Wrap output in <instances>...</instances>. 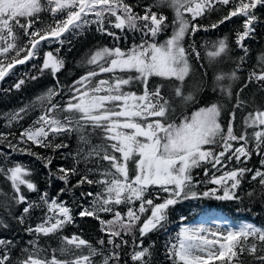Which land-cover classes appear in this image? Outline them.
Wrapping results in <instances>:
<instances>
[{
  "label": "snow or ice",
  "instance_id": "1",
  "mask_svg": "<svg viewBox=\"0 0 264 264\" xmlns=\"http://www.w3.org/2000/svg\"><path fill=\"white\" fill-rule=\"evenodd\" d=\"M161 5L174 12L171 35L163 41L158 37L169 28L168 18L153 10ZM223 9H227V14L210 26L198 23L199 18ZM260 9H264V0H155V4L143 6L142 14L127 0H0V82L15 76L18 65L38 60L42 42L61 46L55 53L43 52L42 64L32 63L38 75L25 73L9 89L0 90L19 91L28 80H37L46 70L56 80L55 86L30 103L3 116L9 131L0 132V145L11 152L3 154L0 175L10 182L13 194L11 204L0 203V207L13 215L11 205H24L20 215L13 216L20 224L34 209H46L40 223L25 229L33 239L21 250L24 256L18 257L16 264H120L121 250L128 244L123 239L125 235L133 236L129 254L132 264H151L153 245L143 246V238L162 229L167 231L169 212L177 204L203 199L240 201L241 185L249 175L250 181L264 190V110L245 116V130L237 135L235 112L245 106L239 93L225 129L221 120L223 104L200 107L177 122L171 118L175 109L171 99L163 95V86L151 87L153 77L174 80L178 82L175 96L184 105L193 103L194 94H185L183 85L193 71L192 60L200 61L201 52L194 43L186 46V37L242 17V31H236L235 40L244 52L239 68L248 53L244 41L255 33L260 19L256 13ZM42 13H48L51 21L45 23ZM92 25L116 41L121 35L113 29L125 36L127 32L140 33L139 43L134 38L131 47L96 48L81 65L86 69L84 74L69 85L61 84L57 76L65 66L59 55L61 48L71 43L70 37L82 35ZM203 47L209 64L230 51L228 37L210 46L206 42ZM258 61V68L249 72L244 88L251 83L264 87V55ZM102 76L106 78H99ZM237 79L236 70L215 77L221 93L229 100L231 82ZM224 80L229 83L224 85ZM134 84L143 87L142 93L132 90ZM36 109L40 115L19 136L11 131ZM247 128L258 129L251 134L252 140ZM72 134L77 135L78 144L84 145L78 147L74 159L77 164L83 162L86 171L60 167L54 173L50 169L52 157L41 155L33 146L56 153L68 148L61 138ZM93 137L100 142L93 143ZM58 139L61 142L57 143ZM234 142L239 146H234ZM12 152L40 160L49 169V177L56 176L65 185L71 176H79L73 187L97 185L99 191L81 193L92 199L79 216L97 219L107 242L101 237L96 247L76 234L62 236L59 248L52 249L49 258L48 249L39 244L40 238L56 235L73 223L72 210L57 197L49 198L47 192L39 195V203L29 201L22 186L28 192L39 189L26 166L19 162L7 166ZM253 153L261 157L259 168L247 167ZM226 161L240 166L228 169ZM103 162H107L106 167ZM89 163L94 166L87 167ZM201 168L204 176L197 180L193 173ZM202 184L204 190L200 189ZM65 191L61 188L57 196ZM254 194L248 192L247 196ZM121 206L127 210L122 212ZM101 213L111 214L112 218L104 219ZM185 219L180 217L179 230L165 242V257L170 264H244L241 257L245 255L252 257L255 264H264V227L249 222L232 225L214 216H207L198 224L183 223ZM0 227H8L2 218ZM137 230L139 242L135 237ZM14 246L13 241L0 239V264H12ZM95 257L101 260L97 262Z\"/></svg>",
  "mask_w": 264,
  "mask_h": 264
},
{
  "label": "trees",
  "instance_id": "2",
  "mask_svg": "<svg viewBox=\"0 0 264 264\" xmlns=\"http://www.w3.org/2000/svg\"><path fill=\"white\" fill-rule=\"evenodd\" d=\"M129 4H132L135 8V11L143 13V6L148 4H155V0H127ZM136 5H140L136 7ZM154 11L163 13L168 18L169 28L166 32L171 35V24L174 19V12L167 5H161L154 7ZM211 14V13H210ZM215 15H220V19L223 15L227 14V9L221 11H214ZM257 14V13H256ZM209 15V14H207ZM260 17L259 21L256 23L255 33L253 37L248 38L244 41L245 45L248 48L247 56L245 57V62L241 67L240 57L244 56V52L236 46V31H242V17H234L231 21H226L224 24L220 25L217 30L218 32L212 33H203L201 38L205 39L210 46L212 42L218 41L221 38L228 37V43L230 46V51L227 55L222 56L217 61L212 64L208 63V60L205 56L206 49L203 45H195L201 52V60L196 61L192 60L193 71L186 78L183 85V91L185 94L193 93L195 96V101L191 104L184 105L180 99L175 96V86L178 82L174 80H163L162 78L153 77L151 80V87L156 85H162V93L165 97L170 98L172 101V106L175 109V113L171 115V118L177 120L180 115L183 113L189 112L192 109L207 105L210 103H221L223 104L224 110L222 112L221 118L225 120L228 117L233 109V105L236 100V92L240 94V99L245 102V106L242 108L236 109L235 112V122L234 130L237 135L241 134L244 130V117L249 113H254L257 109L264 110V87H261L257 83H251L247 88H244L241 92L237 90L239 85H243L248 80L249 72L258 68L259 61L258 58L264 55V46L257 44V42L262 40L261 31L264 30V15H258ZM41 19L48 23L51 21V17L48 13H42ZM114 19V18H113ZM198 23L199 19H198ZM40 26V25H38ZM117 34L121 35L119 40L121 48L131 47L133 39L135 42L139 43L140 35L137 33H128L125 35L120 34L119 30L113 29ZM90 36V37H89ZM168 36L165 33H162L158 39L163 41ZM90 38H92L90 40ZM199 38V35L196 34L193 36L189 34L186 37V46L188 44H193L194 40ZM113 41H116L113 37L102 35L96 30L92 31L90 34L84 33L77 37L71 39V43L67 44L69 47H62L59 55L64 58L65 66L64 68L57 73L59 81L63 85L71 84L73 80L78 79L81 75L84 74L85 68L81 67L85 63L88 56L98 47L114 46ZM195 44V43H194ZM58 44L56 42L47 43L42 42V50L40 57L36 61L27 63L26 65H18L16 68V75L11 76L5 79V81L0 82V90L9 89L12 84L25 73H30L32 75H38V70L32 68V63L42 64L43 62V52L53 51ZM223 64L220 67L221 63ZM227 63V64H226ZM201 64L204 67H201ZM229 64V65H228ZM224 66V67H223ZM225 68V69H224ZM231 73L233 70H236L238 79L235 80L236 83L232 84V99L229 100L227 97L222 100L223 94L220 91V87L217 82H215L214 77L220 71ZM227 69V70H226ZM230 71V72H229ZM106 78V77H105ZM229 83L228 80H224V85ZM56 85V80L53 79L50 71H45L44 74L39 75L37 80H28L26 84L22 87L21 90L16 91L12 89L9 92L0 91V132L9 131L8 128L4 127L6 121L3 119L5 113L12 112L17 108L21 107L25 103H28L32 98L42 91L47 90L50 86ZM249 88V89H248ZM215 89V90H214ZM237 90V91H235ZM252 90V91H251ZM248 92V93H247ZM25 128L24 121H20L19 124H15L11 131L15 132L19 136L20 131ZM250 129L247 128L249 133V139L252 140ZM11 139V137H9ZM64 143H67L68 148L62 149L56 153H53L51 149L44 148H35L33 149L39 152L41 155L52 157V164L50 169L52 172H57L60 167L72 168L77 167L81 173L86 171L85 164L81 162L80 164L76 163L74 159L77 149H75L74 141L70 140V136H65L61 138ZM15 142V141H14ZM57 143L61 142L60 139L56 141ZM11 152V149L0 145V162H3V154ZM260 157L253 153L252 158L248 161L247 167L255 169L257 163L259 162ZM21 163L31 170L30 179L37 184L39 189L38 192H28L26 188L22 190L28 197L29 201H35L39 203V195L43 192H47L49 198L57 197L59 200L65 202L72 210L73 214V223L65 225V228L62 232L57 233L49 237H41L39 244L42 248H47V255H52V249H58L61 243L62 236H71L73 234L79 235L81 238L89 241L96 247H99L97 241L103 237L105 242H107V236L105 233L100 231V223L97 219L92 217H80L79 212L84 207L90 205L92 197H82L81 193L87 192H96L94 185L83 184L80 187H73L76 185L79 176H71L69 178L68 185H65L63 181L56 178V176L49 177V169L44 168L43 163L40 160L35 159L32 156L27 154H21L19 152H12L9 157L7 166H12L14 163ZM92 163H89L87 167H91ZM81 170H85L82 172ZM250 177V175H249ZM249 177L245 179L241 185V191L239 195L241 197L240 201H216L214 199H203L196 201H185L183 203L177 204L169 212V223L167 225V231L160 230L159 232L149 233L147 237L143 238V246L147 247L153 245L151 264H170L165 257V242L168 240L169 236H174L178 231L181 224L180 217L185 216L186 219L183 222H189L196 220L199 216L204 214L206 208H214L220 211L221 214L231 218L236 219H246L253 221L258 224L260 227H264V213L261 211V208H264V190L260 188L258 183L251 182ZM90 178H93L90 177ZM93 179H97L94 176ZM61 188H66V191L57 196ZM248 192H254V196L249 198L247 196ZM12 189L10 182L6 180L3 175H0V203H9L11 204ZM161 195H166L161 193ZM138 206V205H137ZM24 205L15 206L11 205V210L13 215H8V212L4 208L0 207V218H2L8 225L7 228L0 227V239L6 241H13L14 247L12 249V264H16L17 258H23L24 253L22 249L28 247V241L33 239V236L25 231L28 226H34L36 218L38 216V210L32 212L29 217H26L25 223L20 224L13 216H19L22 212ZM239 209L240 213H236V210ZM126 207L121 210L125 212ZM104 219H111V214H100ZM137 242H139L140 237L138 230L135 233ZM123 239L128 241V244L123 247L121 262L120 264H132L130 259V253L133 250V236L125 235ZM119 243V239H117ZM110 247V246H108ZM59 255V253H57ZM64 258V257H61ZM241 259L244 261V264H255L253 258L250 256H242ZM95 260L99 262L101 257H95Z\"/></svg>",
  "mask_w": 264,
  "mask_h": 264
},
{
  "label": "rangeland",
  "instance_id": "3",
  "mask_svg": "<svg viewBox=\"0 0 264 264\" xmlns=\"http://www.w3.org/2000/svg\"><path fill=\"white\" fill-rule=\"evenodd\" d=\"M220 63H221V62H220ZM222 65H223V64L221 63V64H220V67H221ZM221 73H225V72L222 71V72H220V73H218V74H221ZM218 74H216L215 77H216ZM215 77H214L213 80H215ZM99 78H105V76H102V77H99ZM215 82H216V80H215ZM221 83H224V81H222ZM234 83H236V81H232V82H231V84H234ZM242 88H244V86L240 84L237 90H240V89H242ZM237 90H235V91H237ZM45 91H46V90H45ZM251 91H252V90H251ZM247 93H248V92H247ZM35 97H36V96H35ZM35 97H34V98H35ZM34 98H32L28 103H30ZM64 98H67V97H64ZM225 98H226V95L223 94V96H222V100L225 99ZM223 101H224V100H223ZM28 103H25V104H28ZM25 104H24V105H25ZM24 105H22L21 107H23ZM21 107H19V108H21ZM19 108H17V109H19ZM17 109H16V110H17ZM14 111H15V110H14ZM12 112H13V111H12ZM9 113H10V112H9ZM39 115H40V110H39V109H36V110H34V111H30V112L28 113V115L22 120V121H24L25 128H27L29 125H31V124L33 123V121L36 120V118H37ZM190 115H191V113L188 114V116H190ZM184 116H185V115H183L182 118H183ZM256 130H258V129H256ZM74 136H75V134H74ZM95 140H96V142H95ZM97 140H99V139L96 138V137H93V143H99V142H100V141L97 142ZM74 143H75V149H78V147H84V145H80V144H78V140H77V141H74ZM249 147H253L252 144H250ZM229 163L232 164V167H233V168H234V167H238V166H240V165H237L235 161H234V163H233V161H232V162H229ZM103 165L106 167V166H107V162H103ZM93 166H94V165L91 164V167H93ZM81 171L84 172L85 170H81ZM217 174L219 175V173H217ZM195 176L198 177V178H203V177H201V176H204L203 169L201 168L199 172H196ZM195 176H194V177H195ZM96 177H97V179L99 178L98 176H96ZM94 187H95V189H96V192L100 190L99 187H98L97 185H94ZM207 187H215V185H207ZM204 188H205V185L202 187L201 190H204ZM41 208H42V209H41V211L38 213V216H37V218H36V222H35L34 226H35L37 223H40L41 220H42V218L44 217V213H45L46 209L43 208V207H41ZM123 208H124V207H121L120 210H122ZM36 210H37V208L34 209L32 212H34V211H36ZM207 216H214V217H219V218H221L219 215H216V213H214V212H209ZM207 216H203V217H201L199 220L195 221V222L192 223V224H198V223H201V222H202ZM221 219H222V218H221ZM223 220H224V219H223ZM240 223H244V222L241 221V222H238V223H233L232 225H239ZM34 226H33V227H34Z\"/></svg>",
  "mask_w": 264,
  "mask_h": 264
},
{
  "label": "bare ground",
  "instance_id": "4",
  "mask_svg": "<svg viewBox=\"0 0 264 264\" xmlns=\"http://www.w3.org/2000/svg\"><path fill=\"white\" fill-rule=\"evenodd\" d=\"M136 1H140V0H136ZM257 15H264V9H260L258 12H257ZM220 19V15H215L214 14V12H212L211 14H209V15H206V16H204L203 18H199V22H200V24H202V25H205V26H210L212 23H215V22H217L218 20ZM94 30H96V26L95 25H92L87 31H85L84 33H88V34H90L92 31H94ZM212 33V34H214L215 32H218V30H217V28L216 29H211L210 27H209V30L208 31H204V30H200V31H198L197 33H196V36L197 35H199V38H197L196 40H194V43H195V45H203V44H205V39L203 40V38H201V35L203 34V33ZM83 33V34H84ZM128 33H133V32H127V34ZM137 34H139L140 35V33H137ZM165 34L167 35V36H170V33H168V32H165ZM261 35H262V40L261 41H259V42H257V44H261V45H263L264 46V30H262L261 31ZM77 36H79V35H77ZM77 36H75V37H77ZM90 37V36H89ZM72 38H74V37H70V39H72ZM92 38H90V40H91ZM113 44L115 45V46H120V42L119 41H113ZM56 47H61L59 44L56 46ZM63 47H69L68 45H67V43L63 46ZM227 64V63H226ZM229 65V64H228ZM224 67V66H223ZM225 69V68H224ZM227 70V69H226ZM222 71H223V69H222ZM222 71H220V72H222ZM220 72H218V73H220ZM230 72V71H229ZM217 73V74H218ZM226 73V72H225ZM247 88V87H246ZM244 89V88H243ZM249 89V88H248ZM236 93H238V92H236ZM95 142H96V140H95ZM97 142H99V140H97ZM195 179H197V180H199V178L198 177H194ZM261 211L264 213V208H261Z\"/></svg>",
  "mask_w": 264,
  "mask_h": 264
}]
</instances>
